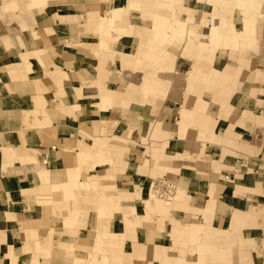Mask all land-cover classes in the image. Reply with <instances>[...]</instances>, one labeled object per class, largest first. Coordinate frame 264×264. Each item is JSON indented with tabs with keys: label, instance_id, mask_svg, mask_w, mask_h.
Here are the masks:
<instances>
[{
	"label": "rangeland",
	"instance_id": "1",
	"mask_svg": "<svg viewBox=\"0 0 264 264\" xmlns=\"http://www.w3.org/2000/svg\"><path fill=\"white\" fill-rule=\"evenodd\" d=\"M11 1H20V8L13 6L15 2H12V4ZM28 1L30 0H0V34H6L11 39L10 40L8 37H2L0 39V76H4V73L7 72L8 76L12 78V80L15 81L17 79V77L15 78V76L12 75L10 67L5 68V63L7 62H13L15 63V65L18 64L17 66H23L22 69H24V71L27 69V73H30L34 70H41L43 74H41V71L35 72L33 74L34 78L40 76V80L43 84H46L47 88L58 91L59 95H65V97L63 96V98H60V101H58V105L55 104L57 103L55 102L57 96L46 95V100L49 99L52 102V104L48 107L50 110H54L55 114H58L57 110H59V108L57 109V106L64 105L66 104V102L67 105L70 106L73 101L82 104V107L79 110L73 112L71 111V114L69 116H71L74 120L72 121V123H70L71 125L77 122V120L75 119V116H77V114L79 115L81 121H84L83 105L85 103L93 105L94 108H96V110L98 111L111 110V106L113 104L112 100L102 86V82L105 80L102 74V68L97 66L98 59L102 58V52H99V54L92 57V59L90 58L93 66L90 67V63L85 61L83 56V69L77 71L70 69V71H72L70 72L71 75L75 73L80 80H84V82L82 83H85L87 80H92L93 85L98 87L99 100L95 102H89L92 98H95L97 96H91L90 100H82L78 96L79 93L76 92L77 95L73 93L75 89L73 90L72 87L70 89L71 93L68 91V88H70L69 85H64V91L61 89L59 91L61 85V83L59 82V75L54 74L53 76L52 74V70H55L56 68L61 69L60 66L56 65V58L51 54L52 52L49 53L46 51L41 55L42 63H38L36 61V53L34 52L40 49L39 47L44 43L42 44L35 42L36 44L34 45L32 42H30V39L25 38V32L28 31L26 30L28 29L26 25L31 24V20L33 21V19L28 18V13L35 12L38 15V18H40L46 14H49L50 11L53 10L52 8L56 3L59 2V6H56V8L61 10L63 6L71 5L72 0H58L54 5L45 9H32L28 6ZM95 1L99 2V0ZM104 1L105 0H102L100 3H103ZM136 1L138 2V7L136 8L138 10H133L132 15L139 16L140 18H131L132 23L137 24L138 26L139 21L142 19L141 21L143 23V26L148 28L149 26H152L154 15L158 14L159 21L163 20V22L165 23V26H162V28L164 30H167L171 27L172 24L176 23L175 20L183 19L187 24L185 35H169V39H172L174 41L171 40V42L165 41L164 43H159V41H156L155 37H153L151 32L148 31V33L146 32L145 34L149 35L152 43V48L149 47L147 51L125 48L129 52H132L133 50L134 51L130 54L119 57L121 60V63H119L120 68L126 69L123 71V73L125 72L126 78L130 80H128V84L126 82L123 83L126 88L128 97L124 100L123 105L120 104V111H122L121 122L124 125L130 124L136 127L137 132L139 133V137L128 138L126 137V135L123 137L120 135V131L124 126L116 128V120H104L103 129L101 130V136L99 138L95 139L89 136L88 133L86 134L88 130H91L85 128V131H83V133L81 132V134L79 133L76 137L75 145L77 144V142L80 144H82V142H86L91 145V150L82 148L80 146L79 148H77L76 146L75 148H73L79 149L77 151L68 149L66 145L61 147V155H68L73 159L74 166L72 168L66 167V169H64L63 171L58 170V168H56L57 163L54 161V154L51 152H45L44 163L42 162L41 167L39 164V166L37 165V159L35 155H30V163L33 166L32 170L30 169L31 173L35 175L37 172L42 170L44 174H49L47 182H41L40 180L39 181L41 185L49 186L52 191L53 188H55L51 195L45 193L44 195L40 192H37L35 194L36 198L43 201L38 202L36 200V202H38L36 203V206H38V208H40L39 206H42L41 208L48 210L51 215H54V213H56V216H53L52 218V225L54 226V224H56L55 219L59 218L60 220L57 224L62 227V230L65 229V233H62L60 231V233H58L59 237L56 236V238L58 237V242L63 239L66 242V245L69 246H62L58 244V242H54L53 244L51 241V233H53V231L49 233V238L47 240L50 243H47L46 241L45 243L40 242L39 244L37 242V244H46V246L43 247H46V249L44 250L48 255H51L50 253L53 254L54 251H59V247L67 250V252L64 250V253H67V256L72 255V252L68 251H74V256L69 257L67 264H136L138 262L147 264V262L140 259L130 260L128 255L127 259L122 256L124 255L123 252L125 251L127 253H131L134 250H138L136 234L139 233L140 237V235H142V231L139 230L138 232H136L135 230L144 228L147 223V218H139L137 217L135 212L139 216L143 217L145 216V213L147 216L151 212H155L161 215L166 211L170 213V216H173L184 225H188L190 223H199L201 209L194 208L192 197L190 195V190L197 189V186L192 184L197 177L195 171L188 168H183L179 171H171L166 168V166L169 165L170 161H162L166 159L171 160L173 158L189 159V157L177 155L171 157L172 155L170 154L173 153V149L166 150L165 153L168 156L165 158L163 157V159L160 161L155 162L149 155L151 147L150 144H152V142L150 143V140L154 141L155 139H157V136L153 131L151 132L152 134H150V136L149 133L151 131V127L155 125L154 116L156 115L158 108L163 103L162 101L156 100L154 101V103L150 104L152 94L155 96H161L163 93L161 92L162 90L160 88L156 87L157 81L154 82L152 79V76L155 71H157V69L153 68L151 63L158 60H166L167 62V60L170 61L175 56L177 57L176 59H179L177 61L174 60V63L172 64H178V69L184 70L182 76L185 80L190 70L196 66L200 67V70L206 74H208V72L212 68H223V72L230 75V81L228 83V90L230 92L228 94V97H226L224 92L222 93V91H220L222 85V82L220 81H217L215 84H209L203 81H199L196 85L193 86L191 92H187L186 88L184 101L186 99V102H188L187 105H189L192 111H195V116L193 119H185L179 124L180 132L182 130H185L186 128H190L191 130L196 131L197 134H201L199 138L203 142L220 144L223 146L224 151H221L219 161H214V158H208L212 160L211 169L214 172H220L224 170V172L229 173L223 175V178H221L220 181V184L222 186L220 189L223 188V194L217 193L215 195L213 193L214 186L212 185L206 184V188L208 190V201L210 199V196H212L215 201L218 202L216 206V216L211 224V227L223 230V232L220 234L210 232L209 235H212L214 237L224 236L226 238L224 239V241L211 240L205 242L200 239H187L184 242L179 243L178 246L182 248V255L189 263L197 261L199 257L198 264H264V69L262 68L261 63L257 62L256 58H254L257 54L261 27L258 32L256 47L244 53H238L234 51H236V48L239 44L244 42V37L242 36V32H237L236 28L233 25H230L231 21H240L241 23H244V28H248L250 30V34H254V28L245 24V21L247 20V18L255 16L257 18V23L259 24V22L261 21V14L263 13L262 8L264 7V0H240L248 2V5L244 6L241 9H231L232 4H229V10L222 9L224 4L215 2L214 0H194L195 4L193 2L189 3L193 0ZM22 3L24 5L26 4L27 6H23ZM119 5H121V1L116 3V6ZM191 6L194 7L192 11ZM94 7H96V5ZM113 7H115V4ZM94 9L98 11V15H105V11H107L98 10V7ZM235 12L238 13V15H234ZM189 13H191V15L193 14V17L188 16ZM79 14L81 18L85 19L86 27L92 26V32H90V35H97L96 33L98 32V30L93 29L96 24L92 25L91 23L99 16H97L96 18L87 19L88 16L85 6L79 7ZM232 15L234 16L231 19L227 17H231ZM239 15L241 16V19L237 18V16ZM45 18H47V22H51L52 20L51 14L46 15ZM197 20L202 22V25L205 26L204 29H202V33L204 34L202 38L207 40L208 47L207 45L201 44L205 43L204 39L198 38V36H195L191 31V28L197 23ZM41 22L43 21L41 20L37 24ZM191 23L192 25H189ZM214 23H217L218 26L216 29H213V44H210L209 40L207 39V34L210 30L207 31V29L209 25L211 27ZM117 25L120 26L121 24ZM77 26L78 25H76L74 22L68 25L69 30L66 39L62 37L61 33H59L61 41L60 43L62 45L66 43H69L71 45L74 43L81 44V42L87 41L85 38H83L84 36L79 33V28H77ZM121 26L123 27V25ZM223 28L227 33L225 46L222 32ZM130 31L131 29L127 30L126 32ZM34 32L37 33L36 31ZM44 32L48 33L51 38H54L52 30L46 29ZM211 32L212 30L210 31V33ZM121 35L125 36L126 34L125 32L116 34V36ZM155 35L157 36V34ZM113 37H115V35ZM91 40L92 39L88 37V41L90 42ZM117 40L118 39L107 40L108 50L110 48V42L114 43V41ZM201 40L202 42H200ZM11 41H13L12 44ZM89 42H85L86 44L82 45L83 49L90 45ZM90 43H96V40H94V42L91 41ZM71 47H68L69 51L72 50ZM62 48L66 49L65 47ZM62 48H58L59 51L62 50ZM181 48L183 50L180 57L178 54ZM78 49H81V47ZM95 49H92L93 53L96 52ZM206 51L209 58L204 57L200 59V55L202 53H205ZM79 52L81 51L79 50ZM194 52L195 57L193 58L192 53ZM127 68H130L131 70L141 71L142 74H138L139 78L141 77V79L137 84L133 82L135 80L133 78L134 73L130 72L131 70ZM230 72H232V74ZM196 73H198L197 69ZM120 75V77H124L122 73ZM207 76H209V78L212 77L210 74ZM34 78L30 76V79H25V82L17 84L19 89L18 92H20L19 94L21 98H19L18 100L11 98V101H13V105L11 107H5L6 111L8 112L1 113L0 119H5L6 116L8 118H14L15 120L20 119L22 120V122L28 123L30 127H34V129L40 130L41 128H44L48 132L51 129L52 124H54L55 122L60 123L63 121V119L45 122L42 121V119H37L36 116H34V114H37L36 112L34 114L32 112L22 113L23 111L30 110L28 97L31 87L33 85H35L36 87H40L41 85H43L40 81H37V79L34 80ZM51 78L56 80H52ZM73 78L74 76L71 79ZM139 78H137V80H139ZM71 79L69 78L65 81H69ZM113 80L116 82L115 90H121V79L115 77L113 78ZM55 81L58 84H55ZM90 87L88 88L90 89ZM102 94L107 95L108 98L100 99ZM134 95H138V98L136 99ZM202 96L206 97L203 98ZM225 97L227 99L226 102L229 107H232V109H243V111L248 110L254 116L258 117V119L252 121L250 120L249 122L244 123V126H242L241 128H234L231 131L234 132L233 134L230 131L228 132V130L226 131L224 129H221L220 127L213 128L212 130L203 127L199 120V115L201 113L204 114L207 112V115L211 114V116L214 117L215 113L217 112V117L220 111V105L218 101ZM35 104V107L39 106L40 108H44L45 101L37 100ZM197 105H200L201 107L203 106V110L197 109ZM1 107L2 103L0 102V108ZM54 107L56 108L52 109ZM143 107H146L147 111H143ZM123 109H125L127 115L124 113ZM92 122L93 121H91L90 123ZM97 126H99V124ZM19 128L21 129L22 127L20 126ZM251 130H258V133L260 135L258 144L255 147L248 146L246 140L243 137V133L247 134ZM43 134L46 137L47 133ZM166 136L169 143L171 142L170 144H174L172 140H169L167 134ZM127 140V153L123 154V156L121 157L117 156L116 162L121 161L123 158L125 162L129 164L133 163V157L132 155H130V153H128V151L131 148V145L132 147H136V142L138 141H140V146H137V148L140 149L142 157H144L145 160L147 159V170L149 171V174L147 175L148 178H143V180H141L140 183L136 185V187H134V184H129L134 177L133 174L135 173V171L127 169V165L124 167L125 170L123 171L126 174H129V177L126 178L128 183L122 184L119 178H115L116 175L120 174V171L117 169L113 161V159L116 158V156L114 157V155L122 151V148H124V144ZM11 143L12 139L10 134L7 135V137L0 135V144H9L8 146L12 150V154L14 155V157L18 159L20 163H22V152L17 151L14 147L11 148ZM107 147L115 150V152H111L110 156L108 154V158L102 159L99 152L103 149L108 151ZM228 150H230L231 152ZM39 154L42 156L41 153ZM25 155L28 156V154ZM201 156H203V154H201ZM214 162H217L219 164L217 169H215L214 167ZM143 163H145V161L142 162V164ZM100 164L103 165L99 166ZM157 165L160 167L163 166V168H156ZM152 168L156 169L151 170ZM88 170H93L92 174L95 173V170L98 171L97 173H95V176H92L90 174H87ZM183 170H186L190 174H192V176L190 177L191 180L187 184L188 186L182 185L181 174ZM172 172H175V174H173ZM122 173L123 172H121V174ZM170 174H172V176ZM64 177L68 181L67 184L64 183ZM176 177L177 179H175ZM145 180L147 182H145ZM158 180H165L173 185V192L170 196L161 197L158 194H155L153 186ZM147 187L149 191L143 196V190H145V188ZM183 188L185 190V193L190 196L187 202V204H189L190 206V209H179L173 211L174 206H176L179 200L182 199L181 192ZM119 191L125 194L121 196L119 195ZM58 196L59 199H56ZM47 197L49 201L45 200ZM31 200H34L35 202L34 198H32ZM97 207L108 209L107 212L109 213V215L105 217L103 216L102 219L107 220V223H113L112 229L110 228V231H117L119 228V231H122L124 234L122 238L112 236L106 231V227L104 228L101 226V224L98 223L97 218L99 216L96 210ZM232 209H238L241 211V213H239V216L237 218H234V227L232 228L234 230L231 233L224 232L231 221ZM219 214L222 215V221L216 225V221L218 219L217 217ZM164 216L165 215H163V217L160 216L159 218L164 219L165 221L162 222H165L166 226H169L170 221L168 220V218H164ZM151 223L152 225H150L151 228L149 230L154 231L153 229H155L156 223ZM81 228L87 230V232L85 231L84 234L85 236L89 235V239L87 240H89L90 242H86L88 243L86 245L75 244V247H73L72 244L75 243L74 241L76 239H73L72 233L73 231ZM149 230L145 233L144 238L151 237V232ZM32 231L34 230L26 227L24 228V232L29 234L32 240H34ZM199 231L204 232L203 230ZM93 232L94 237L92 238ZM189 233L193 236L194 234L198 233V231H190ZM42 234L44 235L45 232H43ZM124 240L127 242L125 247H123ZM114 242H117V244L120 245V248H116V246L113 245ZM97 244L101 248L100 251H98L96 248ZM177 244L178 243H176L171 238V236H169V233H166L160 241V246L164 248L168 256L172 257H177L180 255L178 252L172 249L173 247L177 246ZM154 245L155 244L153 242L146 241L145 246L147 249V253L149 254V256L147 257V261L150 258L151 250ZM32 247L34 253L32 256L34 258H37L38 251L42 248L40 246H35L34 241H32ZM197 247L198 254H195L194 250H196ZM202 255L203 257L201 258ZM9 256L11 257V249L9 252ZM31 264H34L33 258L31 259Z\"/></svg>",
	"mask_w": 264,
	"mask_h": 264
},
{
	"label": "crops",
	"instance_id": "2",
	"mask_svg": "<svg viewBox=\"0 0 264 264\" xmlns=\"http://www.w3.org/2000/svg\"><path fill=\"white\" fill-rule=\"evenodd\" d=\"M102 0H99V2H96L95 0H72L71 5L63 6L61 10L57 9L56 6H59V2L54 5L52 8L53 10L50 11L49 14H51L52 20L51 22H47L46 14L40 18H38V15L35 12L28 13V18L33 19L31 20V24L26 25L28 29L26 30H34L37 33H40L42 30L45 29H51L53 33V37L45 40L46 42L43 44L47 48L52 50V55L56 58V65L60 66L62 71L67 73L70 77V79L74 76L73 79L69 80V87L68 91L70 92L71 87L74 90V94L79 93L78 96L82 100H90L91 96H97L95 98H92L89 102H95L99 100L98 94L99 89L97 86L93 85V81L87 80L85 83L84 80H80L78 76L74 73L73 75L70 74V69L77 71L83 69V56L91 58V54L88 50V48H85L86 50L83 51V53L79 52V49L77 48L78 45H83L88 43V38L86 35L92 32V28L86 27L85 19L80 17L79 14V7L85 6L87 11V19L90 18H96L98 15V11H96L94 8L98 7L100 5V2ZM121 1V5L124 0H105L103 2V9L109 10L110 7L113 8L114 4ZM193 2L195 4V1H190L189 3ZM96 5V7H94ZM206 5V3H205ZM194 7L191 6V11ZM194 12V11H193ZM262 14H261V21L259 24L254 27V34H250V30L248 28H244V23H241L240 21L232 22L230 25H233L237 30H240L242 32V36L244 37V42L239 44L236 48V51L238 53H244L248 50H251L256 47L257 44V36L259 29L260 30V39L258 43V49L256 54V61L261 63L262 68L264 69V7L262 8ZM190 14V15H189ZM188 16L193 17L191 13H189ZM234 15H238V13H234ZM234 15L227 16L228 18H232ZM37 17V18H36ZM241 16H237V18H240ZM130 18H140L139 16H133L132 11L130 12ZM236 18V19H237ZM263 19V22H262ZM43 21L39 24H37L39 21ZM142 20V19H141ZM139 21L138 26L137 24H134L131 31L127 32L125 36L120 38L118 41H114V43H110V48L107 52H102V58H99L97 61V66L102 68V74L105 78V80L102 82V86L105 89V92L109 94L110 99L112 100V106L111 110L109 111H98L96 108H94L93 105L85 103L84 106V114L83 118L84 121H81L79 115L75 116L77 122L72 123L73 118L69 116L71 114V111H75L73 108H71L70 105L64 104L61 106H57V109L59 108L58 114L56 113L54 116V120L60 119L63 121L60 123H54L51 125V129L47 132L46 129L41 128L34 129V127H30V125L26 122H22V120H15L14 118H8L6 116L5 119H0V135H4L7 137V135L10 134L12 143L11 147H14L17 151H20L21 149V156H22V163L18 161L12 154V150L8 145L0 144V264H31V259L34 258L32 255L33 253V247H32V238L29 234L24 232V228H30L35 231V235L37 237L38 244L45 243L49 238V233H51L52 236V243L58 242V233L60 231L62 233H65V229L62 230V227L57 224L59 223V218L55 219L56 224L54 226L52 225V218L53 216H56V213L54 215H51V213L48 212V210L44 208H38L36 206L39 199L36 198L35 194L37 192H40L41 194H50L53 193V191L50 189L49 186H43L41 185L39 179L31 173L32 170V164L30 163V155L34 154L37 159V165L39 164L40 167L42 166V162L44 163V155L45 152H51L54 154V161L57 163L58 170L63 171L66 169V167L72 168L74 166L73 159L69 157L68 155L62 156L60 153V149L62 146H67L68 149L77 151L79 149H73L75 146L77 148H87L88 150H91V145L86 142H82V144L78 143L75 145L76 137L77 135L85 129H90L91 131H87L89 136L93 138H99L101 136V130L103 129V122L106 121H117V127H123V129L120 131L121 136H125L128 138H137L139 137V133L137 132L136 127L133 125L122 124L121 120V113L120 111V104L123 105L124 100L128 97L126 88L123 85L124 82L127 84L129 83L126 78V73L123 71L126 69H121L120 64V56L122 54H130L134 50H142L147 51L149 47H151L152 43L149 38V35L145 34L146 32L150 30L151 26L148 28L143 26L142 21ZM77 21V22H76ZM149 21V20H148ZM74 22L79 28V33L84 36L87 41L81 42V44H61L59 33L62 34L63 38H67L68 36V25ZM262 23V25H261ZM121 24L124 27L127 26V24H123L122 22L115 23ZM119 27H122V26ZM189 25H192L189 24ZM229 25V24H228ZM210 26V25H209ZM209 26L207 31L209 30ZM205 26L202 25V22L197 20V23L191 28L192 33L195 36H198V38H202L204 35L202 33V29H204ZM2 37H8V35L0 34V39ZM9 38V37H8ZM10 39V38H9ZM11 40V39H10ZM205 44L207 42L206 39H204ZM50 41V42H47ZM126 41V42H125ZM13 41H11L12 44ZM202 42V40L200 41ZM90 43V42H89ZM122 44V45H121ZM77 45V46H74ZM42 46V45H41ZM53 46V47H52ZM72 46V47H71ZM65 47L66 49L62 48ZM68 47L72 50H68ZM208 47V45H207ZM58 48H62V50L59 51ZM127 49H134L132 52H129ZM152 48V47H151ZM183 48V47H182ZM179 52V56L181 57L182 49ZM58 49V50H57ZM232 49V48H231ZM235 50V49H234ZM84 54V55H83ZM254 55V54H253ZM171 56V54H170ZM193 58L195 57V52L192 53ZM255 56V55H254ZM209 58L207 55V51L205 53H202L200 55V59L202 58ZM54 58V59H55ZM177 57H173L172 60L166 62V60H158L156 62H152L151 65L153 68L157 69L155 73L152 76V79L154 82L157 81L156 87L160 88L163 92L161 96H155L152 94L151 97V103H154V101H162V105L158 108L156 115L154 116V123L151 127V131H153L154 134L157 136V139L154 141H151L152 144H150V151L149 155L152 160L160 161L163 159V157H167L168 155L165 153L168 149H173V153L171 157L174 156H185L189 157V159L186 158H176V159H166L162 161H170L169 165L166 166L168 170L171 171H179L183 168L193 169L195 171V174L197 175L196 179L192 184L197 186L196 190H190V195L192 197V202L194 204V208L201 209L200 214V221L199 223H190L188 225H184L181 222H179L177 219H175L173 216H170V213L166 212L164 214H157L155 212H151L148 216L145 213V216H139L136 212L135 214L139 218H147V223L144 228L136 229L135 231L138 232L139 230L142 231V235L139 237V233L136 234L137 244H138V250H134L131 253H127L126 251L123 252L124 256L127 259L128 257L135 260H142L147 262V264H198L197 261L194 262H187L182 255L183 250L181 247H179V243L184 242L187 239H193V240H202V241H211V240H220L224 241L226 237L224 236H217L214 237L212 235H209L210 232H215L216 234H220L223 232V230L215 229L211 227L212 222L214 221V218L216 216V206L218 202L215 201V199L210 196V199L208 201V190L206 188L207 185L214 186V194L217 193L223 194V188L220 189L222 186L220 184L221 178H223V175L229 174L228 172H224V170L220 172H214L211 169V159L208 158H214V161H219L221 151L223 150V146L220 144H211L209 142H203L199 137L201 134H197L196 131L191 130L190 128H186L185 130H182L180 132L179 124L184 121L185 119H193L195 116V111H192L187 105L188 102H186V99L184 101V94L187 88V92H191L193 89V86L197 84V82H206V83H216L217 81L222 82L220 91L222 93L224 92L226 97H228L229 90H228V83L230 81V75L225 74L222 69L218 68H212L208 72V74L203 73L200 70V67H194L190 70L189 74L186 77V80L182 76V73H184V70L178 69V64L173 65L174 60ZM55 61V60H54ZM165 61V62H164ZM21 64V63H19ZM15 63L7 62L5 63V68L10 67L12 75L17 77V79L14 81L9 76H0V102L2 103V107L0 108V114L8 112L6 111L5 107L12 106L13 101H11V98H14L15 100H18L21 98L20 92L18 89L17 84H20L21 82H25V79H30V76L34 78L33 74L35 72H39L41 70H34L30 73H27L26 70L24 71L23 66H17ZM60 69V68H58ZM60 69V70H61ZM131 70L130 68H127ZM173 69V70H172ZM196 69L198 70V73H196ZM187 70V69H186ZM4 72V71H3ZM130 72L134 73V81L136 84L140 81L141 77L139 78V73L141 71L138 70H131ZM261 72V71H260ZM123 74L124 77H120V74ZM232 74V72H230ZM32 74V75H31ZM41 74L42 71H41ZM211 75L212 77L209 78L207 75ZM4 77V78H3ZM43 77V76H42ZM120 78L122 81V89L119 91L115 90L116 82L113 80V78ZM39 78V79H38ZM40 76L37 78V81L40 80ZM139 78V80H137ZM5 79V80H4ZM221 79V80H219ZM127 80V81H126ZM4 81V82H2ZM6 81V82H5ZM130 81V80H129ZM137 81V82H136ZM34 82V81H33ZM36 82V81H35ZM164 82V83H163ZM55 84H58L56 81ZM43 84V83H42ZM187 84V86H186ZM92 85V86H91ZM91 86V87H90ZM84 87V88H83ZM90 87V89L88 88ZM16 88V89H15ZM87 89V91H86ZM90 90V91H88ZM159 92V91H158ZM29 97L28 102L30 104V110L29 111H23L22 113L31 112L35 108V102L37 100H44L45 106L44 108L49 109L48 107L52 104V102L47 99L46 97L48 95H54L57 96V99L55 104L58 105V101H60V98L65 97V95H59L58 91L51 90L50 88H47L46 84L41 85L40 87H36L33 85L31 89L29 90ZM71 93V92H70ZM47 95V96H46ZM103 98H108L107 95L102 94ZM135 96V95H134ZM136 99L138 98V95L135 96ZM140 97V96H139ZM205 98L206 96H202ZM226 97L219 100L220 105V111L216 117L217 112L215 113V116H211V114L207 115V112L204 114L199 115V120L203 127L207 129H213L220 127L221 129L228 130V132L232 131L234 128L238 127L241 128L244 126V123L249 122L250 120H257L258 117L254 116L250 111L243 109H237L232 107H229V105L226 102ZM59 98V99H58ZM82 107V106H81ZM80 107V108H81ZM148 107V106H146ZM146 107H143V111H147ZM56 107L52 108L55 109ZM197 109L203 110V106L200 105L196 106ZM232 109V110H231ZM191 110V111H190ZM124 113L127 115L125 109H123ZM132 111V110H131ZM243 111V112H242ZM242 112V114H241ZM145 113V112H142ZM241 114V116H240ZM264 116V115H263ZM240 117V118H239ZM214 118V119H213ZM93 121L92 123H90ZM99 122V123H98ZM260 123V122H259ZM99 124V126H97ZM261 124V123H260ZM92 125V129H91ZM160 125V126H159ZM22 127L21 129L19 127ZM85 128V129H84ZM161 128V129H160ZM53 129V130H52ZM52 130V131H51ZM71 134H70V132ZM163 132H162V131ZM46 131V132H44ZM39 134H38V133ZM92 132V133H91ZM169 137V140H172L174 144H170L168 141V138L166 134ZM43 133H47L46 137ZM98 133V135H97ZM232 134L234 132H231ZM48 135V136H47ZM9 137V136H8ZM243 137L246 140V143L250 147H255L258 144V140L260 138V135L258 133V130H251L249 133H243ZM149 138V137H148ZM74 142V143H73ZM74 146H73V144ZM154 143V144H153ZM127 144L128 140L124 144V148H122V151L118 152V154H115L113 159L115 166L120 171V174L116 175V179H120L122 184H126L127 177H129V174H126L123 170L124 167L127 165L129 170H134L135 173L133 174V179L130 181L129 184L138 185L143 178H148L149 171L147 170V159L145 160L144 157H142V153L140 152V149L137 148V146H140V141L136 142V147H132L129 149L128 153L132 155L133 157V163H127L123 160L117 161V156H123V154L127 153ZM134 145V144H133ZM108 148V154L110 156L111 152H115V150ZM230 151V150H228ZM231 152V151H230ZM41 153L42 156L39 154ZM25 154H28L26 156ZM203 154V156H201ZM33 155V156H34ZM199 157V158H198ZM119 158V157H118ZM142 164V162H144ZM17 166H16V165ZM38 165V166H39ZM30 166V167H28ZM219 164L217 162H214V167L217 169ZM107 167V166H104ZM7 168V169H6ZM156 168H163L160 166H156ZM156 168H152L151 170H154ZM6 169V170H5ZM31 169V170H30ZM98 169V168H97ZM105 170V169H104ZM98 170H95L94 172L97 173ZM183 170L181 174V181L182 185L188 186L187 184L191 180L192 174H190L188 171ZM93 170H88L87 174H90L92 176H95L96 174H92ZM121 172H123L121 174ZM175 174V172H172ZM85 174V173H82ZM232 174V173H230ZM172 176V174H170ZM199 176V177H198ZM177 179V177L175 178ZM180 180V178H179ZM145 182H147L145 180ZM196 183V184H195ZM202 184V186H201ZM148 187L143 190V196L148 193ZM74 193V192H72ZM44 194V195H45ZM125 193L119 191V195H124ZM182 199L179 200L176 206H174V210L179 209H190L189 204H187L189 195L185 193L184 188L182 189ZM32 198L35 199L31 200ZM124 198V197H123ZM30 199V200H29ZM59 199V196L56 198ZM208 201V202H207ZM207 202V204H206ZM206 204V206H205ZM205 206V207H204ZM144 208V203H143ZM75 209V208H72ZM135 209V208H134ZM50 210V209H49ZM54 210V209H53ZM145 211V209H144ZM232 218L229 223V226L224 232H232L234 229V218H237L239 216V213H241L238 209H232ZM164 218H168L170 221V225L166 226L164 219H160L159 217L162 216ZM243 217V216H242ZM216 225L219 224V222L222 221V215L219 214L217 217ZM150 220V221H148ZM58 221V222H57ZM151 222L156 223L155 229L149 230L151 228L150 225H152ZM25 226V227H24ZM29 226V227H28ZM113 223H109L108 229H112ZM37 229V230H36ZM145 230V232H144ZM151 232V237L144 238L145 233L147 231ZM199 230H203L199 231ZM87 232L86 229H77L73 231V239L75 240L72 244L73 247L76 245H86L90 241L89 235L84 234V232ZM190 231H195L198 233L194 234L193 236L189 233ZM45 232L43 235L42 233ZM169 233V236L178 243L177 246L173 247L172 249L178 252L179 256H168L164 250L163 247L160 246V241L163 238V236ZM87 234V233H86ZM203 235V236H202ZM56 236H58L56 238ZM94 237V232L92 234V238ZM199 237V238H197ZM127 238V237H126ZM146 241L153 242L155 245L153 246L150 254V258L147 261V257L149 254L147 253L146 249ZM88 242V243H86ZM47 243H50L47 241ZM27 244V245H26ZM58 244L62 246H69L66 245V242L62 239ZM127 242L124 240L125 247ZM42 249L38 251L37 255V264H63L62 258L58 256V251H54L53 254L49 256L46 254V244L39 245ZM53 247V245H52ZM11 249V257L9 256V252ZM27 249V250H26ZM200 249V247H199ZM195 254H198V247L196 248ZM67 252V250H66ZM72 252V255L66 256H74V251H68ZM54 255V256H53ZM203 255L201 256V258ZM13 258V259H12ZM202 260V259H201ZM136 264H142V262H138ZM201 264V263H200Z\"/></svg>",
	"mask_w": 264,
	"mask_h": 264
},
{
	"label": "bare ground",
	"instance_id": "3",
	"mask_svg": "<svg viewBox=\"0 0 264 264\" xmlns=\"http://www.w3.org/2000/svg\"><path fill=\"white\" fill-rule=\"evenodd\" d=\"M56 1H58V0H30V1H28L29 3H27V4L32 9H40V8L41 9L42 8L45 9V8H48V7H51L52 5H54ZM214 1L218 2V3H221V4H224L222 9H228V10L230 9L229 4H232L231 5L232 6L231 9H241L244 6L248 5V2L240 1V0H214ZM12 2L13 3L15 2V3L13 4ZM11 3L15 7H19V5L21 6L20 1H17V2L16 1H11ZM23 6H27V5L23 4ZM102 7H103V3H100V5H98V10L103 11L104 9ZM137 7H138V2L136 0H124L123 3H122V6H116V3H115V7L110 8L109 10L105 11V15H99V17L91 23L92 25L96 24V26H94L93 29H97L98 30V32L96 33L97 35H95V34L90 35V33H89V34L86 35L87 37H85V38L90 37V39H92L91 40L92 42H94V40H96V43H89L90 45H88V47H86V48L90 47L89 48V52L91 54V59H92V57L98 55L99 52H107L108 51L107 40H113V39L114 40L115 39L120 40V38L123 37L124 35L116 36V34L123 33V32H125V34H126L127 30L132 29L134 23L131 22L130 12L135 10ZM29 10H30V8H29ZM136 10H138V9H136ZM161 21H159V15L155 14L153 22H152V26H151V28L149 30L151 32V34L153 35V37H155L156 41H159V43H164L165 41L171 42L172 39H169L170 38L169 35H176V36L177 35L178 36H184L185 35L187 24L184 22L183 19L175 20L176 23L172 24L171 27L168 28L167 30H164L162 28V26H165V23L163 22V20H161ZM117 22H122L123 24H127V26L119 27L118 25L115 24ZM165 22H167V21H165ZM245 22H246L245 24H247L248 26L253 27V28L258 25L257 18L255 16H252L251 18H247V20ZM217 26H218L217 23L212 24L211 27L209 26V30L210 31L212 30L211 33L209 31L208 34H207V39L209 40L210 44H213V36H214V33H213L214 30L213 29H216ZM45 30H42L40 33H35L34 30H31V31L28 30L27 32H25L26 33L25 34V38L30 39L31 40L30 42H32L34 45L36 43H42L43 44V43L46 42L45 40L51 38V36L48 33L44 32ZM236 31L237 32H241L240 30H237V29H236ZM222 32H223V37H224L223 39H224V46H225L226 40H227V36H226L227 33L224 30V28H223ZM155 34H157V36ZM112 35L113 36L115 35V37H113ZM172 41H174V40H172ZM47 42H50V41H47ZM110 43H112V42H110ZM201 44L208 45V42L206 44L205 43H201ZM66 45H68V44H66ZM74 46H77V45H74ZM78 46H80V45H78ZM78 46H77V48L81 47V49H79L81 51L80 53H83V51L86 50V49H83L82 45L80 47H78ZM39 48L40 49L36 50L34 53H36V61L38 63H42L41 55L44 54L46 51L50 53V52H52V50L47 48L46 46H43V45L40 46ZM92 49L93 50L95 49L96 52L93 53ZM124 55H126V54H122V56H124ZM84 59H85V61L90 63V67L93 66L92 62L90 61V58L84 57ZM52 71H53L52 72L53 76H54V74H58L59 75V82L61 83L59 91H60V89L64 91V89H63L64 85L68 86V83H69V81H65V80H68L71 76H69L67 73L63 72L62 70H60L58 68H56L55 70H52ZM4 74H5V76H8L7 72H5ZM51 79L52 80H56V79H53V78H51ZM86 91H87V89H86ZM72 99H73V97H72ZM100 99H106V98H103L101 96ZM66 104H67V102H66ZM81 106H82V104L77 103L76 101H73L72 104H71V108H73L75 111L79 110ZM31 112L33 114L36 112L37 114H34V116H36L37 119H42V121L51 122V121L54 120V116H55V111L54 110H50V109H46V108H40L38 106V107H35V109L33 111H31ZM20 151H21V149H20ZM99 154H100L102 159L108 158L107 157L108 156V151L105 150V149L101 150L99 152ZM21 161H22V156H21ZM103 163H104V161H103ZM101 165H103V164H100L99 166H101ZM35 176L41 182H47V180H48L47 178H49V174H44V172L42 170L37 172L35 174ZM63 179H64V183L67 184L68 181L66 180V178L64 177ZM54 190H55V188H53V191ZM45 200L49 201L48 197ZM39 201L42 202L43 200H38V202ZM45 204H47V203H45ZM39 207L41 208L42 206H39ZM48 207H49V205H48ZM96 210H97V213H98V216H99L97 218L98 219V223L101 224L102 227H104V228L106 227V229H107L106 231L109 234H111L112 236L122 238V236L124 234H123L122 231H119V228H118L117 231H110L108 229L109 223H107V220H103L102 219L103 216L105 217V216L109 215V213L107 212L108 209H105V208L102 209V208H98L97 207ZM32 236L34 238L33 241H34L35 246L38 247L39 245L37 244V237L35 235V231H32ZM97 245H96V248H97L98 251H100L101 248H100L99 245L98 246ZM113 245L116 246V248H118L120 246V245L117 244V242H114ZM58 250H59L58 251L59 252L58 256H60L61 258L64 259V260L61 259V260H63L64 264H67L69 257H67L66 254L64 253L65 249L62 248V247H59ZM71 250H72V247H71ZM33 262H34V264H36L37 263V258H33Z\"/></svg>",
	"mask_w": 264,
	"mask_h": 264
},
{
	"label": "built area",
	"instance_id": "4",
	"mask_svg": "<svg viewBox=\"0 0 264 264\" xmlns=\"http://www.w3.org/2000/svg\"><path fill=\"white\" fill-rule=\"evenodd\" d=\"M173 185L165 180H158L153 186L155 194L161 197H168L173 192Z\"/></svg>",
	"mask_w": 264,
	"mask_h": 264
}]
</instances>
